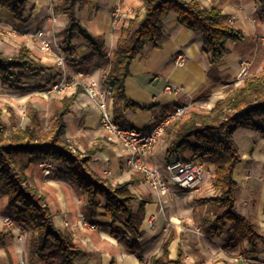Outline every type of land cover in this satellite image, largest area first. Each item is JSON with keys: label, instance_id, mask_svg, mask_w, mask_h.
Here are the masks:
<instances>
[{"label": "crops", "instance_id": "0c3cea01", "mask_svg": "<svg viewBox=\"0 0 264 264\" xmlns=\"http://www.w3.org/2000/svg\"><path fill=\"white\" fill-rule=\"evenodd\" d=\"M198 1L207 7L222 8L224 14L229 16L230 23L242 30L244 39L227 42L228 52L214 70L209 54L203 49L201 33L181 25L179 15L171 12L164 21L163 46L155 48L147 44L131 62L130 73L125 80V92L127 98L139 107L126 108L118 121L121 125L151 127L163 113L179 104H188L191 110L213 107L218 99L226 96L232 86V81L240 71V59L248 52L261 47L264 18L257 14L259 0ZM58 2L59 0H28L24 20L16 19L14 13L7 8H0V25L3 26L4 21L21 28L22 44L31 49L34 58L46 66L39 76L23 78L18 87L4 84L0 77V93L6 92L7 96H11L9 92L12 89L22 90L25 94L39 93L43 86L49 88L59 77V74L54 76L55 72H61V68L55 63L54 55L48 58L40 46L42 39H59L61 44L64 41V37L58 33L65 28L68 18L54 12L53 7ZM118 6L122 8L123 19L121 27L115 29L113 11ZM145 12L144 0H92L91 3L78 8V17L89 36L104 46L95 51L89 42L77 34L73 40L74 54L70 55L64 51L68 59L66 73L69 80L76 85L65 96L47 95L61 99L76 95L70 112L65 116L67 140L82 153L98 148L89 166L107 181L112 184L132 182L130 189L137 196L134 201L135 210L142 200H147L145 217L139 232H129L122 219L113 221L106 212V200L103 196H98L97 205L89 203L87 194L61 171L63 165L60 161L36 154L26 173L31 183L45 196L56 227L61 230L69 228L78 237L81 252L75 257L76 264H152L153 257L163 253V245L168 239L169 258L176 260L179 247L182 246L185 264H264V242H259L258 247L253 250L247 240L240 244L229 243L230 233L227 231L221 236L216 235V216L208 201V198L215 194L214 166L207 158L203 159V162L208 178L204 179L200 188L183 191L172 186L162 208L141 174L126 163L123 147L108 141L104 134L95 133L100 123V109L85 92V85L91 81L98 82L107 106L115 117L113 97L111 91L102 84V75L114 59L121 29L136 15L139 19L144 18ZM36 31L41 35L33 36ZM179 53L186 57L183 64L176 62ZM35 83L42 86L33 85ZM167 85L177 89L168 91ZM29 102L35 104L34 99H28L26 106ZM0 109L2 118L12 128L25 127L27 124V115L22 120L14 112L7 122L3 117V108ZM51 115L50 113V118ZM41 119L43 127L42 116ZM251 130L246 127L238 128L235 140L239 133L241 138L255 137ZM253 140L248 151L249 159H252L253 163L249 161L246 167L239 168L238 165L234 169L236 179L239 175L243 177L237 179L236 210L250 219L258 232L264 236V166H261L264 160L258 156L259 150H256L254 145L258 140L263 141L264 136L258 135ZM173 142L174 137L165 133L148 158L149 163L164 171L166 165L173 160L192 158L193 153L188 150L168 157L167 152ZM45 158L54 163L55 168L51 175H45L40 165ZM4 215L12 216V213L8 208V198L0 195V264H19L22 259L28 264L27 241L30 231L16 220L15 227L5 225ZM84 219L88 224L84 223ZM21 228L24 230L23 240L18 237ZM120 236L136 240L139 250L129 252ZM240 255L245 258H238ZM35 264L44 263L37 259Z\"/></svg>", "mask_w": 264, "mask_h": 264}, {"label": "trees", "instance_id": "16d2710c", "mask_svg": "<svg viewBox=\"0 0 264 264\" xmlns=\"http://www.w3.org/2000/svg\"><path fill=\"white\" fill-rule=\"evenodd\" d=\"M92 0H59L54 5L55 13L67 16L68 23L58 35L64 37L62 47L74 54V38L80 34L95 51L104 44L94 41L81 23L77 10ZM258 15L264 18V0H259ZM28 0H0V8L14 13L24 20ZM145 16L136 15L121 29L114 59L103 72L102 84L111 91L115 121H119L126 108L139 106L127 98L125 80L130 73L131 62L142 52L145 45L160 48L165 37L164 21L171 12L179 15L181 25L201 33L203 49L209 54L212 69L224 59L228 52L227 42L244 39L242 30L230 23L229 16L218 6L207 7L198 0H144ZM31 49L21 44L17 53L8 54L0 50V77L4 84L18 87L25 77H37L44 70ZM214 69V70H215ZM76 95L64 98L52 97L49 101L51 118L47 128L42 127L41 114L37 106L29 102L26 106L28 122L25 127L12 128L2 118L0 109V195L8 198V208L13 218L29 229L27 241L28 264L40 259L44 264H76L75 257L81 252L78 237L67 228L61 230L54 223L45 196L31 183L26 169L36 154H41L63 165L61 170L83 190L91 204H98V196L106 200V212L113 221L122 219L129 232H139L145 217L142 200L137 210V196L131 191L132 182L112 184L95 173L89 166L98 148L82 153L67 140L65 116L71 110ZM246 127L264 134V66L260 74L251 75L236 87L229 88L226 96L218 99L214 106L204 110H190L181 119L172 122L166 133L174 137L167 152L171 154L191 151L192 158H207L214 166L213 188L215 194L208 198L216 216L214 231L221 236L230 233L229 243L240 244L245 240L255 250L264 236L252 221L236 210L238 181L234 169L243 160L235 140V132ZM230 224V226H229ZM2 234L0 233V241ZM121 237V236H120ZM129 252H137L139 244L126 236L120 238ZM170 239L163 245V253L154 256L152 264H185L184 251L179 247L178 258H169Z\"/></svg>", "mask_w": 264, "mask_h": 264}, {"label": "built area", "instance_id": "2783aa9c", "mask_svg": "<svg viewBox=\"0 0 264 264\" xmlns=\"http://www.w3.org/2000/svg\"><path fill=\"white\" fill-rule=\"evenodd\" d=\"M122 12L120 6L116 7L113 11V25L115 29L121 27V21L123 19ZM2 24L5 26L0 30L1 35L8 37L15 35L16 31L13 26L4 21H2ZM36 34L41 35L36 31L33 33V36ZM261 40H264V37H262ZM40 46L41 49L45 51L48 58L54 55L55 63L61 68L60 73L55 72L54 74V76L59 74L57 80L45 90L46 95L65 96L72 91L76 84L69 80L66 73L68 59L67 54L63 50L61 40L42 39ZM185 61V55L179 53L176 57V62L178 64H183ZM250 64L249 57L241 60L242 70L240 75L247 71ZM175 89L177 88L172 85L166 86V90L168 91ZM85 92L96 102L100 109V123L95 130V133L98 135L104 134L108 141L116 142L123 147L125 152L123 157L126 163L133 170L141 174L143 181L149 186L152 192H154L162 208L166 203V199L171 192L172 186L183 191H194L200 188L204 182L206 172L205 164L201 160L195 158L173 160L166 165L164 171L150 164L148 160L159 140L166 133L167 127L172 122L181 119L189 113L191 110L190 105L179 104L174 106L173 109L163 113L151 127H125L114 120L98 82L91 81L85 85ZM40 165L43 167L45 175H51L55 168L54 163L46 158L40 163ZM3 223L10 227L16 226V221L11 215H4ZM84 223L88 224L85 219ZM92 226L94 227L95 225L93 224ZM18 237L20 240H23L24 238V230L22 228L20 229ZM238 258L244 259L245 257L240 255ZM24 263L25 261L22 260L21 264Z\"/></svg>", "mask_w": 264, "mask_h": 264}, {"label": "rangeland", "instance_id": "374dc122", "mask_svg": "<svg viewBox=\"0 0 264 264\" xmlns=\"http://www.w3.org/2000/svg\"><path fill=\"white\" fill-rule=\"evenodd\" d=\"M4 26L5 25H3V26L0 25V30L2 28H4ZM11 26H13V28L16 31L15 35L8 37V36H3V35L0 34V50L12 55V54L17 53L18 49L20 48V45L22 44V41L20 39V37H21L20 36L21 35V28L17 27L14 24H12ZM261 42H262L261 43L262 44L261 47H257L251 53L248 52L246 56H243L240 59V60H242V59H244L246 57H249L251 64H250V67L247 69V71L244 74L240 75L241 70H242V65H241V62L239 63L240 71L235 76L234 80L232 81L233 83L231 84L232 85L231 87L239 86L245 81V79L247 77H249L251 75L260 74L262 72V68L264 66V40H262ZM33 85L40 86V85H38V83H35ZM45 89H46V86H43V90L40 91L39 93L29 92L28 94H25L24 91L19 90V89H12L9 92L11 96H7L6 92L5 93H0V95H1L0 96V108H3V111H4L3 112V114H4L3 117L5 118V120H7V122H9L10 115L13 114V112L17 115L18 118L23 120L25 118V115H26V101L28 99H34L35 100V104L38 106V108L40 110V114H41V116L43 118V128H47L48 127V123H49V119H50V113H51L50 112L49 101H50V98H52V96L48 97L46 95ZM0 92H1V90H0ZM197 109H194V110H197ZM198 110H204V109L199 108ZM251 131L256 136H258V135L264 136V134H262L261 132L254 131V130H251ZM256 136L255 137H251V138H241L240 133L237 134L236 141H237L238 146H239V152H240L241 156L243 157V160L239 163V168L246 167L247 166L246 164H248L249 161L253 163V160L249 159L248 151L251 148V146L253 144V141H254L253 139H255ZM261 142H259V140H258L256 143H254V145L257 148L256 150H259V153H258L259 155L258 156H261V158H263V160H264V140L263 141L261 140ZM244 155H247V157H244ZM261 166H264V161H262ZM205 178H208L207 170L205 172L204 179ZM242 178L243 177H241L239 175L237 179L240 180ZM21 261L19 262V264H21ZM24 261H25L24 264H26V260L25 259H24Z\"/></svg>", "mask_w": 264, "mask_h": 264}]
</instances>
